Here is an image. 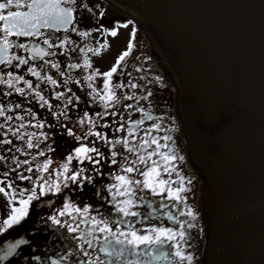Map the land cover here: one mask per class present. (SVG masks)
I'll use <instances>...</instances> for the list:
<instances>
[{
    "label": "flooded vegetation",
    "instance_id": "flooded-vegetation-1",
    "mask_svg": "<svg viewBox=\"0 0 264 264\" xmlns=\"http://www.w3.org/2000/svg\"><path fill=\"white\" fill-rule=\"evenodd\" d=\"M109 5L107 0H75L74 4L67 5L73 7V19L67 30L63 27L58 31L45 27L39 29L43 33L41 36L9 37L15 45L23 43L28 48H11L9 55L28 59L29 63L19 65V62L14 60L12 65H0V75L5 79L9 72L14 77L23 76L24 80L32 82L33 89L39 91L48 104L41 106L42 101L35 95V91L28 89L23 80L14 81L15 87L11 89L7 84H0V106H3L5 112L4 116H0V124L4 125L0 128V157H3L0 159V187H4L8 193H0V222L8 219L13 208L21 206L19 201L27 199L33 190L37 196L30 203L28 215L21 223L8 229L0 228V256H4L9 246L16 245L10 254L0 259V264H91L92 261L99 264L97 257L108 259L100 252L105 234L93 233V236L99 238L93 240V247L84 242L92 239L87 236V232L91 230V217L132 221L134 227L140 229V234H145V230L150 227L178 228V225H174L167 218V213L178 215L180 211L187 212L189 208L195 213L196 219L178 216L180 221L188 220L194 225L191 228L185 227L186 240L181 242V247L185 254L193 256L191 264H194L195 252L199 250L196 264H202V249L206 244V210L201 197L202 184L200 195L197 194L195 200L192 182L187 183L188 179L192 180L193 170L190 166L193 164L177 96H171L161 77V71L155 66L154 59H151L154 55L157 57L158 53L153 44L150 46L149 40L146 39L144 44L147 51H144L139 44L137 30L134 40L131 37L125 40L120 27L116 24L113 26L111 20L105 18ZM125 18L138 25L128 17ZM112 31H116L117 35H111ZM84 33L87 35H82ZM44 39H48L52 47L44 44ZM124 40V46L131 42L133 47L130 55L120 62V67L110 82L119 102L112 101L105 107V102L99 98L104 95L103 85L106 80L102 74L110 71L117 63L103 66L97 61L99 58L108 59L111 49L119 43L123 44ZM34 47L43 48L52 54L33 60L30 50ZM90 49L92 51H89ZM125 51H128V48L121 53ZM144 53L148 55L145 56ZM119 57L117 55L118 59ZM86 60L90 67L85 66ZM148 60L151 63H147ZM53 63L58 67H51ZM73 65L79 67H72ZM29 67L40 71L41 76H51L57 83L53 85L46 80H38L27 71ZM61 72L64 75H60ZM88 76H94L95 79L89 81ZM89 84H92L91 88L88 87ZM132 84L136 87H131ZM15 88H23L24 94L16 92ZM57 93L63 95L57 98ZM96 93H99V96ZM69 100L71 103H68ZM145 113L152 119H145ZM7 116H12L13 119L7 120ZM140 120H144V123L138 125L137 121ZM89 121H94L95 127H92ZM157 123L161 126L158 131L154 129ZM21 125L23 127H20ZM9 128L16 132V135H12L8 131ZM129 129H134L131 136ZM149 129L150 133L147 132ZM89 132L100 133L110 143L94 134L86 135ZM33 133L35 135H32ZM165 135L171 136L172 139L164 141L162 137ZM150 137L159 139L160 144L169 145L168 148H161V152L172 150L178 156L184 157V161L177 160L173 163L185 177V187L190 189L182 193L187 198L186 202L174 206L173 201L166 199V192L163 196L153 195L148 189L140 187L135 194L137 206L131 210L141 215L123 217L117 211L116 205L126 197L117 196L115 201L113 200L117 191L113 185L119 184L115 177L128 175L141 181L144 177L139 171H122L123 167L132 166L128 162L136 160L137 156L129 152L123 143L116 141L128 140V146L131 147L139 145L142 138ZM7 140H10L11 144L4 143ZM29 141L33 144L32 148L27 147ZM82 146L95 147L99 154L87 153V156L92 157L91 160L86 156L76 158L75 149ZM155 147L152 145L147 151L151 152ZM113 152L117 153L115 157L112 156ZM70 155L73 156L71 162L67 160ZM113 159L116 163L112 162ZM152 159L159 160L160 157L155 156ZM48 160H51V164L45 170L42 165ZM65 163L69 164L68 172H64L62 168ZM138 167L140 171L145 170L144 165ZM77 171H80L81 175L75 181L71 180L70 177ZM21 175L30 179H21ZM165 178L168 177L165 175ZM171 179H177L175 173ZM9 184L11 187H8ZM76 208L81 212L77 213ZM85 208L89 211L86 214L87 220L82 223L84 216L81 214ZM61 212H65V215L61 216ZM54 216L61 221L60 224L53 222ZM68 224L73 228L77 224L80 227L73 232L69 231ZM111 226L113 230L117 227ZM119 227L127 231L126 225ZM81 236L84 240L79 239ZM143 248L141 245V250ZM84 251L89 255L85 256ZM127 259L138 260L140 264H188L187 261L179 262L174 256H169L167 260H154L143 255Z\"/></svg>",
    "mask_w": 264,
    "mask_h": 264
},
{
    "label": "water",
    "instance_id": "water-1",
    "mask_svg": "<svg viewBox=\"0 0 264 264\" xmlns=\"http://www.w3.org/2000/svg\"><path fill=\"white\" fill-rule=\"evenodd\" d=\"M177 89L206 210L204 264H264V0H107Z\"/></svg>",
    "mask_w": 264,
    "mask_h": 264
},
{
    "label": "snow or ice",
    "instance_id": "snow-or-ice-1",
    "mask_svg": "<svg viewBox=\"0 0 264 264\" xmlns=\"http://www.w3.org/2000/svg\"><path fill=\"white\" fill-rule=\"evenodd\" d=\"M75 0H3L0 2V65H12L13 61H18L19 65H26L29 63L28 59H24L20 56H10L9 50L14 47H19L20 49L28 50L27 45L21 43L19 45H15L10 41L9 37L15 36H23V37H32V36H41L43 33L39 31L41 28H54L57 31L63 27L67 30V26L71 23L73 16V7L67 6L70 4H74ZM16 9V10H9ZM26 9V10H20ZM8 10V11H6ZM131 23V22H129ZM127 27V24L123 25ZM82 35H87L86 33ZM111 35H117L116 31H112ZM136 31L135 29L131 33L132 40L135 39ZM43 43L52 47L49 44L48 39H44ZM133 44L130 42L128 45V51H125L118 59L116 66H113L110 71L103 73L102 75L106 77L105 83L103 85L104 95L99 96V93L96 95L99 96L100 100L105 102V107L112 101L119 102V99L115 96V93L112 90L110 85L111 78L114 73L117 72V69L120 67V62L124 61L126 57L130 55ZM32 52V59L35 60L37 58L43 59L44 56L51 55L52 53L47 52L45 49L40 47H34L30 50ZM89 51H92L91 49ZM47 63V62H46ZM17 65V66H19ZM85 66L90 67L87 60L85 61ZM53 68H57L58 65L53 63L51 65ZM72 67H79V65H73ZM28 72L31 73L32 76H35L40 81H48L51 84L55 85L57 82L51 76H41L40 71H37L33 67H29L27 69ZM60 75H64V73H60ZM87 79L92 81L95 79L94 76H88ZM23 80V82L27 85L28 89H33L32 82L29 80H24L23 76H13L11 72L7 73V79L4 76L0 75V84H7L8 88L15 87L14 81L18 82ZM39 87V85H37ZM88 87H92V84H89ZM117 87H122V85H117ZM131 87L135 88L136 85L132 84ZM16 92L24 94L23 88H15ZM35 95L42 101L41 106L48 104V101L44 98L43 95L40 94L39 91H35ZM63 93H57V98L62 96ZM131 99V97H128ZM71 103V100L68 101ZM50 107V105H49ZM143 111V109H141ZM4 108L0 106V116H4ZM7 120H12V116H7ZM19 119H23V117H19ZM145 119H152V117L145 113ZM92 124V127H95L94 121H89ZM83 123V121H81ZM144 120L137 121V124H143ZM4 125L0 124V128H3ZM20 127H23L21 125ZM43 127V125H41ZM155 130H160L161 126L159 123L154 125ZM12 135H16V132H12V129H8ZM18 131V129H17ZM129 135L131 136L134 132V129L128 130ZM148 133L151 132V129L147 130ZM96 135L97 137L105 139L106 143H110L107 141L106 137H102L100 133H86V135ZM32 135H35L34 133ZM23 137H21L22 139ZM79 139V137H78ZM164 141H170L172 139L171 136L165 135L162 137ZM4 143L11 144L10 140L4 141ZM116 143H123L125 147H127L129 152L134 153L137 156L136 160H131L128 163L132 166L123 167L122 171L124 173H133L140 172V175L144 177L143 181L139 179L130 178L128 175H117L115 179L119 181V184L113 185L116 188V192L113 195V200L115 201L117 196L126 197L119 201L116 205L117 211L122 214L123 217L129 216H137L139 217L141 214L132 211L131 209L137 206V198H136V190L137 188L148 189L153 195L163 196L164 193H167V200L173 201L175 204H184L186 202V197L182 195L189 191L190 189L185 187V177L180 174L177 170L176 165L173 163L177 160L184 161L183 156H178L175 151L169 150L168 152H161V148H168L169 145L167 143L160 144L159 139L156 137H150V139H143L139 145H134L129 147V141H116ZM152 145L156 147L151 151H147L148 148H151ZM114 146V145H113ZM28 148H32L33 144L31 141L27 144ZM89 152H97L98 150L95 147H78L75 149L76 158H80L81 156H86L87 159L91 160V156H87ZM143 152L144 154H140ZM43 154V153H41ZM117 155L116 152L112 153V156L115 157ZM155 156H159V160H153L152 158ZM3 159V157H0ZM73 156H68L67 160L71 162ZM99 161H97L98 163ZM113 163L116 161L113 159ZM27 163V161H25ZM49 164H51V160H48L46 163L42 165L43 169H47ZM138 165H144L145 170L140 171ZM64 172L69 171V164L65 163L62 165ZM162 169V171H161ZM31 171V169H28ZM175 173L177 176L176 180H172L171 176ZM81 175L80 171H77L74 175L70 177L71 180L75 181L77 177ZM165 175L168 178H165ZM21 179H30L29 177H24L21 175ZM68 179V177H65ZM191 179L187 180L188 184H191ZM176 187H173V185ZM135 186V187H134ZM11 187V184L8 185ZM58 189V186H57ZM0 193H4L8 195L5 191L4 187H0ZM35 190L32 191V194L28 196L27 199H21L19 201L20 207L13 208L11 215L8 219L0 222V228L8 229L12 228L14 225L21 223V221L27 217L28 209L30 203L36 199ZM67 205L65 208L67 209ZM75 211L80 213L81 210L76 208ZM88 209L85 208L81 215L84 216V220L81 222H85L87 220ZM61 216L65 215V212L60 213ZM70 215V213H69ZM178 216H187L191 217L193 220L196 219L195 213L191 208L188 209L187 212L180 211L178 215L173 214L172 212L167 213V218L174 224L178 225V228L173 227H150L145 230V234H140V229H136L134 227V222L128 221L125 219H106L101 218L97 219L96 217H91V230L87 232V236L92 237V239L84 240V237L81 236L79 239L84 240L85 243L88 244L89 247H93V240L99 239L98 237L93 236L94 232L104 233L103 236V246L100 247V252L107 257V260H102L99 257L96 260L99 261V264H140V261H133L127 259L128 257H138V256H149L154 260H167L169 256H174L178 258L179 262L187 261L188 264H191L193 260V256L191 254H185L181 247V242L186 240V231L185 227L188 228L193 227L188 220L180 221ZM75 219V217H73ZM52 220L56 224H60L61 221L57 219L55 216L52 217ZM67 223V221L65 222ZM111 225H117L115 230ZM119 225H126L127 231H124L119 227ZM80 225L77 224L75 228L68 224L69 231H77ZM141 245L144 248L141 250ZM16 245L9 246L7 252L4 253V256H0V259H3L8 254H10L12 248ZM83 248V245H81ZM84 255L87 256L89 253L84 251ZM91 264H96L95 261H92Z\"/></svg>",
    "mask_w": 264,
    "mask_h": 264
},
{
    "label": "rangeland",
    "instance_id": "rangeland-1",
    "mask_svg": "<svg viewBox=\"0 0 264 264\" xmlns=\"http://www.w3.org/2000/svg\"><path fill=\"white\" fill-rule=\"evenodd\" d=\"M125 17H127L125 11L123 9L116 7L112 3H110L108 10H106V12H105V18H109L111 20V23L113 26L116 24L117 26L120 27L119 30L122 31V33H124V39L125 40L130 39L131 33L134 29H135V31L137 30V32L139 33V44H140L141 48L144 49V51H147V46L144 44V41H147L146 39H148L150 46L152 45V41L147 36V34L145 33L143 28H139L138 25L132 24L133 22L128 20ZM129 22H131V23H129ZM125 24H127V27L123 26ZM125 40H124L123 44L119 43L117 45V47H113L111 49L110 53H108V56H109L108 59L106 58V60H105V58H99V60L97 61L98 64H101L103 66H108L109 64H115V62L117 63V59H118L117 55L121 56L120 55V54H122L121 51L128 48V46H124ZM114 43H115V41H114ZM144 54H145V56L148 55V53H144ZM151 59H154L155 66L158 67L159 71H161V77L163 78L165 86L167 87L171 96L176 95L177 89L174 87V85L172 84L170 79L167 77L165 69L158 62L157 57L154 55L151 57ZM148 61L149 62H147V63H151L150 60H148ZM190 168L193 170L192 171L193 176H192L191 181H192V185H193V190H195V200H196L197 194L200 195L201 184L203 182H202V179H201L199 173L194 169L193 165H191ZM207 245L208 244H205V247L202 249L203 250V258L201 259L202 264H204V262H205L204 258H205L206 247L208 248ZM199 253H200V251L196 250L194 264H196V262H197Z\"/></svg>",
    "mask_w": 264,
    "mask_h": 264
},
{
    "label": "bare ground",
    "instance_id": "bare-ground-1",
    "mask_svg": "<svg viewBox=\"0 0 264 264\" xmlns=\"http://www.w3.org/2000/svg\"><path fill=\"white\" fill-rule=\"evenodd\" d=\"M177 92V91H176ZM176 96H177V94H176ZM201 180V179H200Z\"/></svg>",
    "mask_w": 264,
    "mask_h": 264
}]
</instances>
